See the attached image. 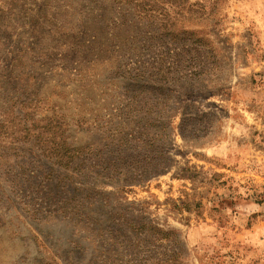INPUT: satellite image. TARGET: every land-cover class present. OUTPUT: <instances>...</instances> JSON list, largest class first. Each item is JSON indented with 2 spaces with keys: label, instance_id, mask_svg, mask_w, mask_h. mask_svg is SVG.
Returning a JSON list of instances; mask_svg holds the SVG:
<instances>
[{
  "label": "rangeland",
  "instance_id": "374dc122",
  "mask_svg": "<svg viewBox=\"0 0 264 264\" xmlns=\"http://www.w3.org/2000/svg\"><path fill=\"white\" fill-rule=\"evenodd\" d=\"M0 264H264V0H0Z\"/></svg>",
  "mask_w": 264,
  "mask_h": 264
},
{
  "label": "trees",
  "instance_id": "16d2710c",
  "mask_svg": "<svg viewBox=\"0 0 264 264\" xmlns=\"http://www.w3.org/2000/svg\"><path fill=\"white\" fill-rule=\"evenodd\" d=\"M154 110H155V109H154ZM152 111H153V110H150L148 113L150 114ZM149 128H152V126H151V127H149Z\"/></svg>",
  "mask_w": 264,
  "mask_h": 264
}]
</instances>
